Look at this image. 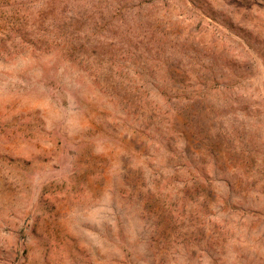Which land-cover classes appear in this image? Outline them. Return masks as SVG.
<instances>
[{
	"label": "rangeland",
	"instance_id": "374dc122",
	"mask_svg": "<svg viewBox=\"0 0 264 264\" xmlns=\"http://www.w3.org/2000/svg\"><path fill=\"white\" fill-rule=\"evenodd\" d=\"M0 264H264V0H0Z\"/></svg>",
	"mask_w": 264,
	"mask_h": 264
}]
</instances>
